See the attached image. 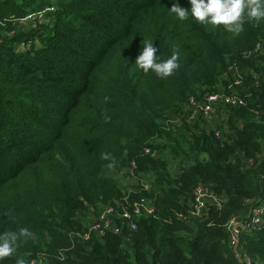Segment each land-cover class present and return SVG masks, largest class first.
<instances>
[{"label": "trees", "instance_id": "1", "mask_svg": "<svg viewBox=\"0 0 264 264\" xmlns=\"http://www.w3.org/2000/svg\"><path fill=\"white\" fill-rule=\"evenodd\" d=\"M173 3L191 7L0 0V234L31 233L0 264H264V19L233 34ZM145 41L176 53L172 75L136 69ZM233 92L242 104L193 113ZM105 207L117 231L83 237Z\"/></svg>", "mask_w": 264, "mask_h": 264}, {"label": "clouds", "instance_id": "2", "mask_svg": "<svg viewBox=\"0 0 264 264\" xmlns=\"http://www.w3.org/2000/svg\"><path fill=\"white\" fill-rule=\"evenodd\" d=\"M190 9L173 3L169 9L179 20H185L189 16L199 23H207L213 26L222 25L224 29L233 34L242 31L245 12L248 19L257 21L264 19V0H189ZM157 47L152 41H145L139 54L135 57L134 65L137 70L144 73L152 71L157 77H168L179 67L176 53L168 58L160 60L157 55ZM107 159V154H102ZM31 233L27 228H20L18 232L10 231L0 234V261L10 256L16 249L21 237H28ZM23 264V261H17Z\"/></svg>", "mask_w": 264, "mask_h": 264}, {"label": "built area", "instance_id": "3", "mask_svg": "<svg viewBox=\"0 0 264 264\" xmlns=\"http://www.w3.org/2000/svg\"><path fill=\"white\" fill-rule=\"evenodd\" d=\"M264 44V41H263ZM256 48H259V44L256 45ZM264 79V75H263ZM234 85L239 84V77L237 76L234 79ZM243 103V99L233 93L230 94H218V93H211L206 95V98L204 99V103L200 104L198 106L194 107V114L197 115L199 112L203 114V116H213L217 113L218 108H222L225 105H240ZM148 151V150H146ZM207 197L206 193L203 191L202 188H197L195 192V210L198 211L204 207L205 204V198ZM144 213H150L151 212V206L145 202L143 198L137 201L135 205V209L133 210V216L134 218H137L142 212ZM264 212V204L261 207L255 208L253 211V221L254 222H260V215ZM122 216L129 220V226L130 228L135 227V221L133 218H131L130 213L127 211H124L122 213ZM113 217V209L112 207H105L102 208L99 211V214L96 215V218L92 220V222L88 225L87 231L83 234V237H85L89 232H94L97 235H101L103 229H113L114 232L117 231V228H114L113 221L111 218ZM227 229L230 232V243L231 245L235 246L238 242V234L239 229L237 226V223L234 219H231L227 224Z\"/></svg>", "mask_w": 264, "mask_h": 264}, {"label": "rangeland", "instance_id": "4", "mask_svg": "<svg viewBox=\"0 0 264 264\" xmlns=\"http://www.w3.org/2000/svg\"><path fill=\"white\" fill-rule=\"evenodd\" d=\"M209 117V116H208ZM175 166H176V162L175 163H172L171 164V169H175ZM114 177H116V178H119L120 177V175H119V177H118V175H117V173H115V172H112L111 173ZM119 180V179H118Z\"/></svg>", "mask_w": 264, "mask_h": 264}, {"label": "crops", "instance_id": "5", "mask_svg": "<svg viewBox=\"0 0 264 264\" xmlns=\"http://www.w3.org/2000/svg\"><path fill=\"white\" fill-rule=\"evenodd\" d=\"M222 120H220V122H221ZM221 124V123H220Z\"/></svg>", "mask_w": 264, "mask_h": 264}]
</instances>
